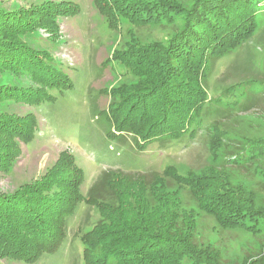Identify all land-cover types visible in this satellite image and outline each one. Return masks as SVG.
<instances>
[{"label":"rangeland","instance_id":"rangeland-1","mask_svg":"<svg viewBox=\"0 0 264 264\" xmlns=\"http://www.w3.org/2000/svg\"><path fill=\"white\" fill-rule=\"evenodd\" d=\"M135 1L0 0V12L33 18L35 25L14 38L45 58L55 73H64L71 85L63 92L50 91L55 100L38 108L14 100L0 104V111L18 118L33 115L36 121L30 141L14 139L11 144L16 153L9 173H0V193L33 184L65 154L84 176L83 200L65 226L60 248L30 262L0 258V264H83L81 237L100 219L95 200L113 198L109 181L118 192H146L142 187L146 185L135 179L149 183L167 167L189 179L200 176L202 193L194 191L196 186H185L191 180H183L182 185L171 173L163 177L172 185L169 187L177 189L183 207L195 215L198 244L208 243L217 250L221 264H250L263 257L264 153L253 158L246 147L249 141L264 138V2L257 28L224 56L210 61L205 70L202 86L208 100L202 112L203 127L192 138L164 144L165 140L155 141L140 150L131 135H110L114 133L110 107L116 108L114 103L124 93L140 90L146 82L120 57L136 55L134 49L140 46L167 47L183 27V20L177 14L151 20L137 16L136 12L141 13L138 7L144 5ZM139 1L163 3L175 15L199 0ZM106 5L116 15L112 23L105 17ZM128 6L134 8L126 10ZM154 73L152 77L157 79L159 73ZM5 85L33 87L26 76L3 68L0 87ZM229 190L250 200L261 213L246 219L242 205ZM215 199L226 202L217 206L226 213L242 212L235 224H221L216 218L218 208L215 213L205 210Z\"/></svg>","mask_w":264,"mask_h":264},{"label":"trees","instance_id":"trees-1","mask_svg":"<svg viewBox=\"0 0 264 264\" xmlns=\"http://www.w3.org/2000/svg\"><path fill=\"white\" fill-rule=\"evenodd\" d=\"M137 1L144 5L138 7L141 13L136 12L137 16L151 20L158 15L170 18L177 14L183 20V27L173 35L167 47L140 46L133 48L136 55L120 57L133 66L134 72H140L146 82L140 90L124 93L120 102L114 103L116 108L110 107L114 131L110 135H131L135 146L143 150V146L155 141L165 140L164 144L192 138L203 127L202 112L208 100L202 86L205 70L210 61L224 56L234 44L251 34V29L257 28L264 0H199L191 9L181 8L175 15L163 3ZM129 8L134 6L126 10ZM112 9L105 7L108 23L116 16ZM119 11L123 12L122 8ZM124 14L127 16L125 11ZM32 25H35L33 18L0 12V69L26 76L33 85L31 88L1 86L0 104L14 100L38 108L42 103L55 100L50 91L63 92L71 87L64 73H55L45 58L14 38ZM154 71L159 73L157 79L152 77ZM17 116L0 111L2 175H7L12 168L16 153L15 146H11L14 139L27 143L33 136L36 123L33 115ZM246 148L253 158L260 156L264 153V138L249 141ZM59 161L33 184L12 193H0V258L30 262L43 254L56 252L62 245L65 226L83 200L84 176L68 154L61 155ZM170 171L167 167L162 175L156 173L149 183L136 178L135 182L142 181L146 185L142 187L147 191L140 193L115 191L109 181L107 186L113 198L95 200L100 219L81 237L83 264H221L217 250L208 243L196 242L195 215L183 207L177 189L163 180ZM171 174L182 185H185L183 180H191L185 186H196L194 191L203 192V185L198 182L200 176L189 179ZM229 192L242 205L246 219L250 214V218H255L261 213L247 198L234 190ZM225 204L224 200L215 199L211 208L206 205L205 210L215 213L218 208L217 220L229 226L235 224L242 212L226 213L219 208ZM262 254V258L250 264H264V249Z\"/></svg>","mask_w":264,"mask_h":264}]
</instances>
